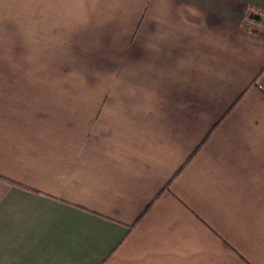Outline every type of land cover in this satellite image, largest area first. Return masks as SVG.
I'll return each mask as SVG.
<instances>
[{
    "label": "crops",
    "instance_id": "1",
    "mask_svg": "<svg viewBox=\"0 0 264 264\" xmlns=\"http://www.w3.org/2000/svg\"><path fill=\"white\" fill-rule=\"evenodd\" d=\"M0 264H264V0H0Z\"/></svg>",
    "mask_w": 264,
    "mask_h": 264
}]
</instances>
